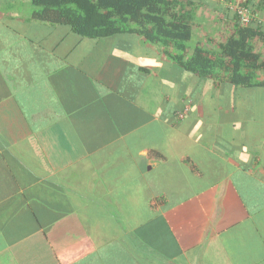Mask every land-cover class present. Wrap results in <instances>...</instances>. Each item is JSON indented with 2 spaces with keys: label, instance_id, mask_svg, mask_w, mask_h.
<instances>
[{
  "label": "crops",
  "instance_id": "obj_1",
  "mask_svg": "<svg viewBox=\"0 0 264 264\" xmlns=\"http://www.w3.org/2000/svg\"><path fill=\"white\" fill-rule=\"evenodd\" d=\"M238 2L264 23V0H192V47ZM31 11L0 0V264H264V90L160 81L159 45L95 51ZM69 65L94 80L86 108L60 110ZM131 65L153 72L136 89Z\"/></svg>",
  "mask_w": 264,
  "mask_h": 264
},
{
  "label": "trees",
  "instance_id": "obj_2",
  "mask_svg": "<svg viewBox=\"0 0 264 264\" xmlns=\"http://www.w3.org/2000/svg\"><path fill=\"white\" fill-rule=\"evenodd\" d=\"M29 3L34 19L62 27L61 34L67 30L78 38L96 40L95 51L99 44L106 46L110 43L108 40L113 39L115 49H129L133 43L130 37L159 45L160 52L176 64L172 71H166V78L160 77L162 81L169 79V74L182 75L189 71L197 80L196 84L202 85L211 79L214 85L222 86L224 92L232 90L242 99L259 89L264 90V23L255 19L247 3L238 2L235 9L219 11L225 13L224 23L219 28L225 39L214 48L191 45L192 19L196 11L187 5H191L192 0H29ZM240 6L249 14L247 23L238 12ZM139 69L146 74L153 73L147 67L131 65L123 80L128 87L129 82L135 89L140 87L143 80ZM57 72L59 79L70 80L68 100L63 107L59 104L60 110L77 109L83 102L86 108V102L95 91L94 80L72 65L65 66L63 71L56 69ZM89 111H93L91 105ZM71 116L77 119L76 113ZM88 123L96 127L93 120ZM116 125L120 127L121 122L116 121Z\"/></svg>",
  "mask_w": 264,
  "mask_h": 264
},
{
  "label": "built area",
  "instance_id": "obj_3",
  "mask_svg": "<svg viewBox=\"0 0 264 264\" xmlns=\"http://www.w3.org/2000/svg\"><path fill=\"white\" fill-rule=\"evenodd\" d=\"M238 12L242 16V21L247 23L249 21V14L247 13V10L243 7H237Z\"/></svg>",
  "mask_w": 264,
  "mask_h": 264
},
{
  "label": "rangeland",
  "instance_id": "obj_4",
  "mask_svg": "<svg viewBox=\"0 0 264 264\" xmlns=\"http://www.w3.org/2000/svg\"><path fill=\"white\" fill-rule=\"evenodd\" d=\"M200 28V27H199ZM201 29V28H200ZM221 36H223V34H221ZM219 37H220V35H219ZM165 73L166 72H164V73H161V74H159V76L158 77H163V78H166V76H165ZM170 75V78L169 79H167V80H175V79H179V76L180 75H177V74H173V75H171V74H169ZM160 79V81H161V78H159Z\"/></svg>",
  "mask_w": 264,
  "mask_h": 264
}]
</instances>
